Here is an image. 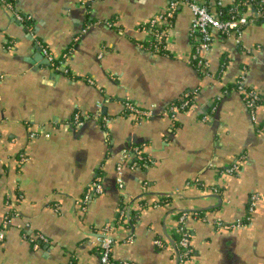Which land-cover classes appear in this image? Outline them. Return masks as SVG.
Here are the masks:
<instances>
[{
    "label": "crops",
    "instance_id": "1",
    "mask_svg": "<svg viewBox=\"0 0 264 264\" xmlns=\"http://www.w3.org/2000/svg\"><path fill=\"white\" fill-rule=\"evenodd\" d=\"M11 1L23 21L0 5V225L14 212L0 264H99L105 229L117 263L177 264L181 216L191 248L182 264H264V106L252 117L239 93L223 92L243 74L264 94V15L248 12L257 20L239 37L216 33L204 73L187 62L185 6L168 28L167 56L141 48L140 27L169 0ZM232 1L196 0L210 10ZM42 47L54 62L68 52L67 73H51ZM188 92L192 109L168 118ZM124 102L162 112L137 122ZM135 150L148 164L130 168ZM236 162L238 173H222ZM218 221L244 225L218 230ZM38 235L47 243L34 249L28 238Z\"/></svg>",
    "mask_w": 264,
    "mask_h": 264
},
{
    "label": "built area",
    "instance_id": "2",
    "mask_svg": "<svg viewBox=\"0 0 264 264\" xmlns=\"http://www.w3.org/2000/svg\"><path fill=\"white\" fill-rule=\"evenodd\" d=\"M0 5L4 6L6 9L13 12L14 17L18 21H23V17L14 9L12 2L7 0H0ZM222 6L220 4H217ZM180 6H185L189 9L191 13V25L190 33L193 37V48L192 51L186 56L187 62L189 64H194L199 70H207L206 54L209 52L212 44L215 40V34H219L223 37L237 36L241 34V31L244 27L252 23V20L248 16V12H255L260 14L264 9V0H259L254 4L248 0L235 2L233 0L229 5V9L226 11V14L222 16L221 12L210 10L206 5L199 4L194 0H169L168 6L164 12L151 18L145 24H143L140 29L146 34V44L148 45V50L151 54H156L159 52L167 51L168 46V28L170 25V20L174 16L175 10ZM165 28L161 29V26ZM72 49L69 51L71 52ZM41 53L46 58L48 64L52 69H59L62 64L66 65L67 55H64L62 59L58 62H54L51 54L45 47L41 48ZM62 73H67L66 67L63 69ZM235 84H238V92L242 96V100L245 104V107L249 110L251 116L253 117L254 112L258 105H255L257 100L258 93L253 91L252 88H249L244 83V76L240 74L235 80ZM181 103L170 104L166 111V116L170 119H174L177 113L187 112L193 107V100L188 98L185 94L181 99ZM261 106H264L261 105ZM123 111L131 115V117L139 122L146 120L152 116L151 109H141L134 105L131 102H124ZM204 119L207 120L208 116H204ZM135 161L131 162L130 168H133L138 161H142L143 157L140 150L134 151ZM127 158L126 154L124 159ZM19 164L24 161L23 156H19ZM123 162H120L116 166V185L120 189L122 188V169ZM240 165L239 162L232 164L231 166L225 168L222 173L227 175H235L239 172ZM94 194L102 193L101 179L100 177L96 178V181L91 185ZM256 197L252 196L249 200L247 211H246V220H248V214H251L254 210ZM14 216V212L11 209H8V213L3 217L0 225V240L4 238V232L8 226L10 219ZM184 221V216L179 217L178 227L175 230L177 235V241L174 243L175 251L177 254V264H182L188 260L191 254L190 240L188 233L183 229L182 223ZM244 224L241 222L233 224H224L223 222L218 221L215 224V227L218 230H230L233 228H239ZM29 244L32 248L36 249L39 245L47 243L45 237L38 235L28 238ZM157 245H161V242L156 241ZM113 241L107 234L105 229L100 237L95 239V245L97 247V252L99 255V264H127L126 262L117 263L111 259V250H112Z\"/></svg>",
    "mask_w": 264,
    "mask_h": 264
},
{
    "label": "trees",
    "instance_id": "3",
    "mask_svg": "<svg viewBox=\"0 0 264 264\" xmlns=\"http://www.w3.org/2000/svg\"><path fill=\"white\" fill-rule=\"evenodd\" d=\"M7 1H10V2H12L11 0H7ZM194 1H196V0H194ZM238 1H243V0H235V2H238ZM248 1H250L251 3H255V2H258L259 0H248ZM198 3V2H197ZM199 4H201V3H199ZM229 9V6H219V5H215L214 6V10L213 11H219V12H221V14H222V16H224L225 14H226V11ZM176 13V10H175V12H174V14ZM259 15H264V9L262 10V12L259 14ZM173 19V18H172ZM172 19L170 20V25H171V23H172ZM250 19L252 20V22H254L255 20H257V19H255V18H252V17H250ZM163 28H165V26H162V28L161 29H163ZM141 48L144 50V51H147L148 50V45L146 44V42L145 43H143V44H141ZM66 53V52H65ZM63 54V55H68V52L66 53V54ZM157 55H161V56H167L168 54H167V51H163V52H159V53H157ZM63 58V56L60 58V59H62ZM191 66H194V64H190ZM238 84H235V82H234V84H232V85H230V86H226L225 88H223V92L224 93H227V92H231V91H234V92H237V93H239L238 92ZM248 90H249V87H248ZM253 90V89H252ZM254 91V90H253ZM189 93V92H188ZM192 95H193V93H189V94H187V96H188V98H191L192 99ZM241 96V95H240ZM257 100L255 101V105L257 106H261V105H263L264 104V94H258L257 96ZM182 98V97H181ZM241 98H242V96H241ZM193 102V101H192ZM181 103V101H180V99H177V100H175V101H173L172 103H170V104H176V105H178V104H180ZM216 104V103H215ZM214 108H215V106H213V108H212V112L214 111ZM132 161H135V157H133V158H131V162ZM145 161V162H144ZM145 163L146 164H148V161L147 160H145V159H143L141 162L140 161H138V164L139 165H145ZM177 241V235L176 234H174V237H173V243H175Z\"/></svg>",
    "mask_w": 264,
    "mask_h": 264
},
{
    "label": "water",
    "instance_id": "4",
    "mask_svg": "<svg viewBox=\"0 0 264 264\" xmlns=\"http://www.w3.org/2000/svg\"><path fill=\"white\" fill-rule=\"evenodd\" d=\"M38 53L40 54V57H41V58H44L43 55H42V53H41V49H38ZM45 60H46V59H45ZM46 64H47L49 70L51 71V73L54 74V75L57 74L58 72H61V73H62L63 69L66 67L65 64H62L58 70H55V69H52V68L50 67V65L48 64L47 61H46ZM160 112H162V111H159V112H158V111H157V112L154 111L153 114H152V116L155 117L156 115L160 114ZM129 148H130V146H128V147L125 148L124 150L129 149ZM98 237H100V235H99ZM171 244H172L173 247H174V243L171 242ZM174 248H175V247H174ZM175 256H176V262H177V254H176V252H175ZM98 257H99V255H98Z\"/></svg>",
    "mask_w": 264,
    "mask_h": 264
}]
</instances>
